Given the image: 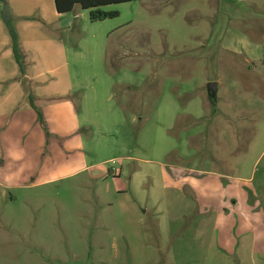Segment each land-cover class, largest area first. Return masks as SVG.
<instances>
[{
  "label": "rangeland",
  "instance_id": "374dc122",
  "mask_svg": "<svg viewBox=\"0 0 264 264\" xmlns=\"http://www.w3.org/2000/svg\"><path fill=\"white\" fill-rule=\"evenodd\" d=\"M104 10L119 15L72 12L58 35L86 38L77 79H111L126 120L101 114L113 134L93 143L97 161L115 158L0 197V264H264V0Z\"/></svg>",
  "mask_w": 264,
  "mask_h": 264
},
{
  "label": "crops",
  "instance_id": "0c3cea01",
  "mask_svg": "<svg viewBox=\"0 0 264 264\" xmlns=\"http://www.w3.org/2000/svg\"><path fill=\"white\" fill-rule=\"evenodd\" d=\"M4 4V8L0 4V197L10 195L12 201L11 190L57 184L96 172L103 162L114 159L96 160L102 146L94 139L113 134L100 116L104 114L112 125H122L126 117L117 112L120 103L109 87L110 77L103 79V85L87 86L72 73L70 55L80 56L86 38L74 43L73 49L58 35L69 28L64 19L70 13L74 12V20L82 16L90 21L89 16L76 7L59 13L54 0H6ZM9 9L18 20L14 26L25 55L23 74L2 16ZM118 141L123 147L131 146L122 137ZM106 146L110 151L109 141Z\"/></svg>",
  "mask_w": 264,
  "mask_h": 264
},
{
  "label": "trees",
  "instance_id": "16d2710c",
  "mask_svg": "<svg viewBox=\"0 0 264 264\" xmlns=\"http://www.w3.org/2000/svg\"><path fill=\"white\" fill-rule=\"evenodd\" d=\"M133 0H54L56 9L59 13L71 12L76 5H80L82 9L89 10V18L91 21H103L106 19L114 18L119 15L116 10H104V7L110 4H118L129 2ZM9 8V7H8ZM7 8V9H8ZM3 19L7 25L8 31L11 36L12 46L15 54L16 61L19 65L20 71L23 74L25 71V55L23 54L19 36L13 21L16 19L14 15L5 10L2 14Z\"/></svg>",
  "mask_w": 264,
  "mask_h": 264
},
{
  "label": "water",
  "instance_id": "95a60500",
  "mask_svg": "<svg viewBox=\"0 0 264 264\" xmlns=\"http://www.w3.org/2000/svg\"><path fill=\"white\" fill-rule=\"evenodd\" d=\"M208 93L211 96L212 99L216 98L217 94V82H210L208 83Z\"/></svg>",
  "mask_w": 264,
  "mask_h": 264
},
{
  "label": "flooded vegetation",
  "instance_id": "af4514ba",
  "mask_svg": "<svg viewBox=\"0 0 264 264\" xmlns=\"http://www.w3.org/2000/svg\"><path fill=\"white\" fill-rule=\"evenodd\" d=\"M215 100V99H214Z\"/></svg>",
  "mask_w": 264,
  "mask_h": 264
}]
</instances>
